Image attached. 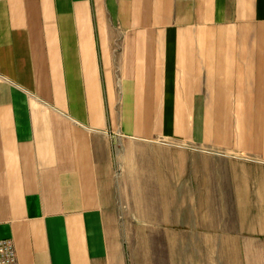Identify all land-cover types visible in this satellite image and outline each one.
<instances>
[{
	"label": "crops",
	"instance_id": "1",
	"mask_svg": "<svg viewBox=\"0 0 264 264\" xmlns=\"http://www.w3.org/2000/svg\"><path fill=\"white\" fill-rule=\"evenodd\" d=\"M17 264H264V0H0V241Z\"/></svg>",
	"mask_w": 264,
	"mask_h": 264
},
{
	"label": "built area",
	"instance_id": "2",
	"mask_svg": "<svg viewBox=\"0 0 264 264\" xmlns=\"http://www.w3.org/2000/svg\"><path fill=\"white\" fill-rule=\"evenodd\" d=\"M0 264H17L16 252L12 241H0Z\"/></svg>",
	"mask_w": 264,
	"mask_h": 264
}]
</instances>
